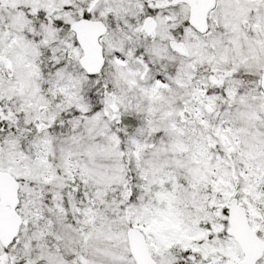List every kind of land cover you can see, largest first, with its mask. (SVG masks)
<instances>
[{"label": "snow or ice", "instance_id": "1", "mask_svg": "<svg viewBox=\"0 0 264 264\" xmlns=\"http://www.w3.org/2000/svg\"><path fill=\"white\" fill-rule=\"evenodd\" d=\"M0 264H264V0H0Z\"/></svg>", "mask_w": 264, "mask_h": 264}]
</instances>
